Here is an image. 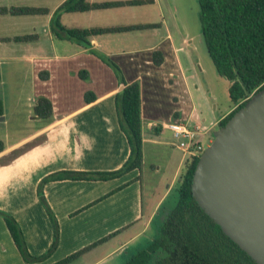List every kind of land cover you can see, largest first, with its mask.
<instances>
[{
  "label": "crops",
  "instance_id": "0c3cea01",
  "mask_svg": "<svg viewBox=\"0 0 264 264\" xmlns=\"http://www.w3.org/2000/svg\"><path fill=\"white\" fill-rule=\"evenodd\" d=\"M67 1L0 0V85L29 82L34 90L31 99L26 98L30 103L25 109L16 94L11 98V107H6V97L0 95V128L13 122L14 129L18 125L31 129L12 142L0 139L4 144L0 153V211L14 218L28 253L36 258L48 252L54 242L53 225L37 196L41 180L62 170L113 172L129 156L114 104L119 91L117 79L90 50L114 62L127 83H139L143 163L147 148L174 140L166 128L171 120L205 131L208 146L213 132L235 107L232 104L225 111H217L204 80L193 73L188 75V17L180 15L178 0H78V4L89 6L145 3L60 10ZM22 8L36 11L14 12ZM56 17L68 30L154 27L92 35L88 37L90 47H85L54 31ZM18 37L28 39L16 41ZM154 52L161 53L159 66L153 63ZM80 71L87 72L86 80L79 78ZM42 72L48 74L46 80L39 78ZM88 91L96 101L86 105L83 95ZM39 96L48 98L53 105L50 121L33 115ZM72 99L77 100L76 105ZM14 151L18 153L1 162ZM141 174L142 168L106 181L46 182L43 196L59 231L55 250L41 261H23L0 217V264H54L118 231L78 261H86L99 251L119 254L134 245L144 237L149 222L177 180L175 174L159 199L145 210Z\"/></svg>",
  "mask_w": 264,
  "mask_h": 264
},
{
  "label": "trees",
  "instance_id": "16d2710c",
  "mask_svg": "<svg viewBox=\"0 0 264 264\" xmlns=\"http://www.w3.org/2000/svg\"><path fill=\"white\" fill-rule=\"evenodd\" d=\"M78 0H68L60 10L68 12L84 11L89 7H110L114 5H141L145 1L127 3H108L89 6L78 4ZM198 19L203 43L217 74L228 81V95L235 109L219 124L223 127L226 121L238 110L250 95L264 89V0H197ZM36 10L22 8L15 13L28 14ZM53 29L64 34L76 43L90 47L88 37L100 34H113L133 29H144L154 26H131L107 29L68 30L53 20ZM28 37L15 38L25 41ZM90 53L109 67L114 73L119 91L114 104L119 127L129 145V156L123 166L113 172H76L62 170L41 180L37 187V196L48 214L54 228V242L51 248L40 257H32L24 244L21 230L12 216L0 211V217L12 238L21 258L25 262H37L49 257L58 242V224L43 196V186L49 181L87 180L106 181L118 178L131 171H140L143 163L141 134V99L138 82L127 83L120 68L103 54L90 50ZM153 63L161 65L159 52L152 55ZM78 76L88 78L85 71ZM48 74H39L46 80ZM96 101L95 95L88 91L83 95L86 105ZM33 115L44 121H50L53 115L51 101L39 96L32 109ZM2 108L0 104V114ZM4 144L0 140V153ZM201 154L189 157L185 169L178 177L175 187L161 203L159 211L163 214L156 226L152 241L140 249L125 264H256L244 251L226 237L198 206L191 194V180L195 166ZM120 231L110 234L93 244L68 255L54 264H70L90 250L105 243Z\"/></svg>",
  "mask_w": 264,
  "mask_h": 264
},
{
  "label": "water",
  "instance_id": "95a60500",
  "mask_svg": "<svg viewBox=\"0 0 264 264\" xmlns=\"http://www.w3.org/2000/svg\"><path fill=\"white\" fill-rule=\"evenodd\" d=\"M191 180L199 208L256 264H264V89L215 130Z\"/></svg>",
  "mask_w": 264,
  "mask_h": 264
},
{
  "label": "rangeland",
  "instance_id": "374dc122",
  "mask_svg": "<svg viewBox=\"0 0 264 264\" xmlns=\"http://www.w3.org/2000/svg\"><path fill=\"white\" fill-rule=\"evenodd\" d=\"M178 9L181 16H185L186 19L188 17L186 24L188 26V40L190 44L188 46V68L186 71H188V75L193 73L197 78L200 76L202 80H204L205 90L208 89L213 98L210 102L214 104L217 111H225L232 107V102L228 95L229 83L226 79L217 74L206 51V46L203 43L200 32V23L198 19L199 7L197 0H178ZM15 87H17V92L13 91V88L15 89ZM32 92H34V90L29 82H20L17 84L4 82L0 85V95L1 97H6V99L4 98L6 107H11V104H14V101L11 98L16 94L21 103L20 106L25 109V106L30 103H26V98L29 96L28 98L31 99ZM62 101L63 99L60 98V102ZM76 102V99H72L74 105H76ZM165 107L166 105L162 103V108L165 109ZM13 125L14 123L10 122L6 126H1L0 139L3 142L7 140L12 142L14 139L24 136L27 132H31V129H29L28 126L18 125L17 128L14 129ZM204 144L205 146L207 145V140L204 141ZM147 149L149 151L146 152V159L143 163L141 174L143 180L145 210H147L153 202L159 199L162 191L175 174L176 179H178L184 171L185 163L189 158V156L187 158L184 156V151L175 145L174 140H172L170 144L167 142L164 146L158 145L154 146L153 149ZM16 153H18V151L12 152L2 159L1 162L8 161ZM174 187L175 184L173 188ZM159 209L161 208H158L154 217L149 222L148 228L143 235L144 237L138 240L133 246H131V248L124 249V251L119 254H108V252L99 251L86 261L80 262L78 261L79 259H77L76 261L78 262L75 263L74 261V264H124L132 255L140 249H144L152 241L156 232V226L161 222L163 217V214L160 213L161 210L159 211Z\"/></svg>",
  "mask_w": 264,
  "mask_h": 264
},
{
  "label": "built area",
  "instance_id": "2783aa9c",
  "mask_svg": "<svg viewBox=\"0 0 264 264\" xmlns=\"http://www.w3.org/2000/svg\"><path fill=\"white\" fill-rule=\"evenodd\" d=\"M251 96L246 98L245 101ZM166 128L172 132L175 145L184 151L186 157H195L207 147L204 144L205 131H201L198 128H188L178 120H171Z\"/></svg>",
  "mask_w": 264,
  "mask_h": 264
},
{
  "label": "flooded vegetation",
  "instance_id": "af4514ba",
  "mask_svg": "<svg viewBox=\"0 0 264 264\" xmlns=\"http://www.w3.org/2000/svg\"><path fill=\"white\" fill-rule=\"evenodd\" d=\"M235 106H236V105H235ZM230 113H231V112H230ZM219 128H220V126L218 125L217 129H219ZM212 139H213V138H212ZM204 149H205V148H204ZM132 246H133V245H132ZM129 248H131V246H130ZM127 251H128V250H127ZM134 255H135V254H134ZM132 256H133V255H132ZM132 256H131V257H132ZM131 257H130V258H131ZM130 258H129V259H130ZM127 261H128V260H127ZM127 261H126V262H127ZM126 262H125V263H126ZM125 263H124V264H125Z\"/></svg>",
  "mask_w": 264,
  "mask_h": 264
}]
</instances>
